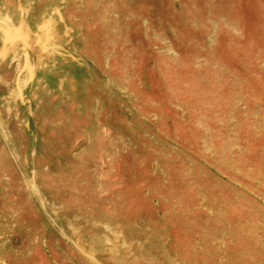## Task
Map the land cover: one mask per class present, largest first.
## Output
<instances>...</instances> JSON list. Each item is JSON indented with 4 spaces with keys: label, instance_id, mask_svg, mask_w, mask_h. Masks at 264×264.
I'll list each match as a JSON object with an SVG mask.
<instances>
[{
    "label": "rangeland",
    "instance_id": "rangeland-1",
    "mask_svg": "<svg viewBox=\"0 0 264 264\" xmlns=\"http://www.w3.org/2000/svg\"><path fill=\"white\" fill-rule=\"evenodd\" d=\"M0 264H264V0H0Z\"/></svg>",
    "mask_w": 264,
    "mask_h": 264
}]
</instances>
